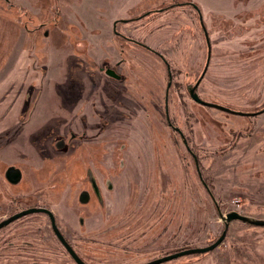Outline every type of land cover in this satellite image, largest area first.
<instances>
[{"label": "rangeland", "instance_id": "374dc122", "mask_svg": "<svg viewBox=\"0 0 264 264\" xmlns=\"http://www.w3.org/2000/svg\"><path fill=\"white\" fill-rule=\"evenodd\" d=\"M176 1L0 0V220L44 205L87 263L139 264L215 237L210 195L222 213L264 217V112L240 117L187 91L209 53L203 100L264 107V9L255 12L264 0H193L204 26L186 5L145 12ZM155 52L169 64V87ZM9 165L21 171L16 184L4 176ZM83 169L101 202L92 193L78 202ZM229 229L256 252L236 244V264H260L264 229ZM225 249L177 262L217 264ZM0 264L74 263L34 213L0 229Z\"/></svg>", "mask_w": 264, "mask_h": 264}, {"label": "flooded vegetation", "instance_id": "af4514ba", "mask_svg": "<svg viewBox=\"0 0 264 264\" xmlns=\"http://www.w3.org/2000/svg\"><path fill=\"white\" fill-rule=\"evenodd\" d=\"M1 1H3V2H5L6 4H7V6H11V3H9V0H1ZM177 5H186V6H189L192 10H194L195 11V13L198 15V17H199V20H200V22H201V24H202V26H204V23H203V21H202V19H201V17H202V15H201V9H200V7L195 3V2H193V0H183L182 2H178V1H176V2H174L172 5H169V6H164V7H162L161 9H159V10H153V9H146L145 10V12L146 11H148V12H155V11H170V10H173V9H175V8H173V7H175V6H177ZM263 6L264 5H260L258 8L259 9H256L255 10V12H257V11H259L260 9L261 10H263L264 8H263ZM147 12V13H148ZM123 20V19H122ZM112 30L114 31V33L115 34H118V32L114 29V22H113V28H112ZM155 54H157L159 57H160V59L163 61V62H165V65H166V68H167V73H168V77H169V82L167 83V87H169L170 86V77H171V73H170V69H169V64L164 60V57H162V55L160 54V53H157V52H155ZM118 64V63H117ZM117 64L115 65V66H117ZM106 70H109V71H111L113 74H107L106 73ZM105 73L107 74V75H109V76H111V77H113V78H115V79H119L120 78V75L116 72V70H115V67H108V68H105ZM202 78H203V76H202ZM201 78V79H202ZM201 79H200V81H201ZM197 81V80H196ZM195 81V82H196ZM200 81H199V83H200ZM199 83H198V85H197V87L195 88V90H196V92H197V88H198V86H199ZM194 85V84H193ZM193 85H188L187 86V91H188V89L191 87V86H193ZM167 91V90H166ZM189 93V92H188ZM199 95V94H198ZM190 96V95H189ZM165 99H166V93H165ZM192 99V98H191ZM202 99V98H201ZM206 101V100H205ZM208 102V101H207ZM202 105V104H201ZM221 105V104H220ZM203 106H207V105H203ZM207 107H210V106H207ZM227 107V106H226ZM212 108H214V107H212ZM264 107H262L261 109H258V110H255V111H243V112H249V113H256V112H258V111H261V112H259V113H262V112H264ZM220 110V109H219ZM223 111V110H222ZM236 111H240V110H236ZM226 112V111H225ZM229 113V112H228ZM259 113H256V114H254V115H238V114H236V115H238V116H242V117H244V116H247V117H250V116H255V115H257V114H259ZM231 114H233V113H231ZM166 117H168L167 115H166ZM168 119V118H167ZM168 125L173 129V130H176L179 134H180V136H181V132L175 127V126H173L172 124H171V122L168 120ZM182 137V136H181ZM59 143H64V141H60ZM189 152H190V154L191 155H193V153L189 150ZM194 156V155H193ZM195 159V158H194ZM195 164H196V166H197V163H196V159H195ZM9 166H11V165H9ZM8 166V167H9ZM14 166V165H13ZM84 171H85V176H87V179L85 180V184L83 185V187H82V189L79 191V193H78V202L79 203H81V204H86V203H88V201L90 200V194L92 193L95 197H96V199L99 201V202H101L102 201V190L100 189L101 188V186L100 185H98V183L96 182V179H95V177H94V175L91 173V171L90 170H87V169H83ZM6 171V170H5ZM9 182V181H8ZM19 182V181H18ZM18 182H16V183H18ZM10 184H16V183H11V182H9ZM105 186H106V188L107 189H112V185H111V183H110V181H107L106 182V184H105ZM83 192H85L86 193V196H87V199L85 200V201H80V199H79V197H80V195L83 193ZM210 198H211V200L214 202V204L216 205V213H217V215L219 216V219H220V221H221V227H220V231H219V233L215 236V237H213L206 245H203V246H182V247H179V248H177L176 250H174V251H172V252H167V253H165V254H163L162 256H159V257H156V258H153V259H157V258H160V257H163V256H166V255H169V254H173V253H177V252H180V251H183V250H185V249H188V248H193V247H205V246H209V245H211V244H213L222 234H223V237H222V239H221V241L216 245V246H214L213 248H211V249H209V250H206V251H204V252H200V253H191V254H184V255H179V256H177V257H174V258H171V259H167V260H164V261H161V262H158V263H156V264H197V262H195L194 260L193 261H188V262H185V263H178L177 262V260H178V258H180V257H185V256H190V255H196V256H208V255H210L213 251H215L216 249H218V248H220L222 245H225V247H226V249L224 250V253L221 255L222 257L221 258H219V261H217L218 263L217 264H236V261H237V256H239L240 257V249L239 248H237V245L236 244H238V245H240V244H242V246L244 247V249L245 250H248V251H250V252H253V253H256L255 251H254V249L252 250L251 248H250V243H247V241H245L246 239H243V240H240V239H229L228 238V235H229V231H230V229H229V226H230V224L233 222V221H239V222H241V223H243V224H246V225H250V226H257V227H260V228H262V229H264V225H256V224H253V223H251V222H249V221H246V220H242V219H240V218H234V219H230V220H227V214L229 213V212H231V211H235V212H237L238 214H240V215H242V216H245V217H248V218H250V219H264V217H258V216H253V215H250V214H245V213H241L240 211H238V210H236V209H232V210H229V211H226L225 213H222L220 210H219V207L217 206V202H216V200L210 195ZM28 207H42V208H45V209H48L49 211H50V213L53 215V217H54V222H55V225H56V227H57V229H58V231L62 234V236L64 237V239L67 241V243L70 245V247L72 248V250L76 253V255L85 263V264H89V263H87L83 258H82V256L79 254V252H78V250L70 243V241L67 239V237L64 235V233L60 230V228H59V226H58V224H57V222H56V218H55V215H54V213L52 212V210H50L48 207H46V206H44V205H40V204H32V205H28V206H26V207H23V208H20L18 211H20V210H22V209H26V208H28ZM18 211H15V212H13L12 214H14V213H16V212H18ZM34 213H39V214H45L46 216H47V218H48V220H49V226H50V229H51V231H52V233H53V235L55 236V238L57 239V241L59 242V244L61 245V247L63 248V250L67 253V255L70 257V259L72 260V262L74 263V264H78L74 259H73V257L71 256V254L67 251V249L65 248V246L59 241V239L57 238V236L55 235V233H54V230H53V228H52V224H51V220H50V217H49V215H48V213H46V212H43V211H40V212H33V213H28V214H26V215H24V216H27V215H29V214H34ZM12 214H9V215H12ZM8 215V216H9ZM7 216V217H8ZM24 216H22V217H24ZM21 218V217H20ZM19 219V218H18ZM17 220V219H16ZM78 222L80 223V224H83V222H84V220H83V218L82 217H79V219H78ZM12 223V222H11ZM235 245H236V247H235ZM251 249V250H250ZM252 253V254H253ZM153 259H149V260H147V261H144V262H142V263H139V264H145V263H147V262H149V261H151V260H153ZM260 264H264V257H263V260L261 259L260 260ZM208 264V263H207Z\"/></svg>", "mask_w": 264, "mask_h": 264}, {"label": "water", "instance_id": "95a60500", "mask_svg": "<svg viewBox=\"0 0 264 264\" xmlns=\"http://www.w3.org/2000/svg\"><path fill=\"white\" fill-rule=\"evenodd\" d=\"M208 60H209V53H208V58H207V61L205 63L204 69H203L200 77L197 79V81L194 83V85L191 86L188 89L189 95L192 98V100H194L195 102H197L199 104H202V105H207V106H210V107H214V108H217V109L229 112V113H233V114H238V115H254V114L259 113V112L262 111L261 110V111H258L256 113L255 112L254 113L253 112L249 113V112H243V111H236V110L231 109L229 107H226L224 105L207 102V101L201 99V97L196 92L195 88L197 87L200 79L202 78V76L204 75V73H205V71H206V69L208 67ZM106 73L110 74V75L113 74L109 70H106ZM4 176L9 182L16 183L21 178V171H20V169L18 167H15V166L11 165V166L6 168V171L4 172ZM79 199H80V201H85L87 199L86 193L83 192L80 195ZM40 211L48 213L55 235L57 236L59 241L65 246L67 251L71 254L73 259L78 264H85L76 255V253L72 250V248L67 243V241L64 239L62 234L58 231V229H57V227L55 225V222H54V217H53V215L50 213V211L48 209H45V208H42V207H28L26 209H22V210L14 213V214L9 215L8 217H5L4 219L0 220V229L5 227L6 225L10 224L11 222L15 221L16 219L28 214V213L40 212ZM226 217H227V220L234 219V218H240L242 220L249 221V222H251L253 224H256V225H264V219H250L248 217H245V216H242V215L238 214L235 211L229 212ZM222 237H223V234L213 244H211L209 246L188 248V249H185V250L177 252V253H173V254H169V255H166V256H163V257H160V258H157V259H153V260H151V261H149V262H147L145 264H156L158 262H161V261H164V260H167V259H171V258L177 257L179 255L204 252V251L209 250V249L213 248L214 246H216L221 241Z\"/></svg>", "mask_w": 264, "mask_h": 264}, {"label": "crops", "instance_id": "0c3cea01", "mask_svg": "<svg viewBox=\"0 0 264 264\" xmlns=\"http://www.w3.org/2000/svg\"><path fill=\"white\" fill-rule=\"evenodd\" d=\"M63 1V0H62ZM137 0H134V2H136ZM59 2H60V0H59ZM134 8H136V5L134 4V5H130L129 7H128V9L125 11V12H127L128 10H132V9H134ZM123 14V13H122ZM111 19H112V17H111ZM116 19H118V18H116ZM120 19H122V18H120ZM124 20V19H123ZM127 21V20H126ZM4 67H5V65L4 66H0V75L1 74H3L2 72L5 70L4 69ZM5 72V71H4Z\"/></svg>", "mask_w": 264, "mask_h": 264}]
</instances>
